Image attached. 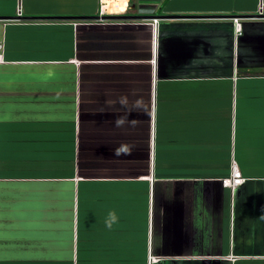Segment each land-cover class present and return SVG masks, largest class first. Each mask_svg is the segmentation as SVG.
I'll use <instances>...</instances> for the list:
<instances>
[{"label":"crops","instance_id":"obj_1","mask_svg":"<svg viewBox=\"0 0 264 264\" xmlns=\"http://www.w3.org/2000/svg\"><path fill=\"white\" fill-rule=\"evenodd\" d=\"M123 2L0 0L4 264H264V0Z\"/></svg>","mask_w":264,"mask_h":264},{"label":"clouds","instance_id":"obj_2","mask_svg":"<svg viewBox=\"0 0 264 264\" xmlns=\"http://www.w3.org/2000/svg\"><path fill=\"white\" fill-rule=\"evenodd\" d=\"M110 103H111V106H113V107H114L115 103H119L121 108L125 110L124 115L117 117V119L115 121L116 127H118V128L124 127V126L134 127L136 125L137 121L135 119L129 120L128 117L131 115V113L133 111H140L142 109L143 101L141 99H136L135 101L130 102L128 96L124 95V96L119 97L117 101L110 102ZM125 150L130 152L131 151L130 146L122 145V146L118 147L115 150V155L119 156V155L123 154L125 152ZM118 221H119V217H118L117 213L114 210L110 211L107 214V217L105 218V226L108 229H111L113 227V225L118 223Z\"/></svg>","mask_w":264,"mask_h":264},{"label":"rangeland","instance_id":"obj_3","mask_svg":"<svg viewBox=\"0 0 264 264\" xmlns=\"http://www.w3.org/2000/svg\"><path fill=\"white\" fill-rule=\"evenodd\" d=\"M10 76L4 75V74L2 75V73L0 72V87L6 79L11 78ZM12 217L13 216H11V210L8 211L6 208L3 207V203L0 198V264H4L5 260H7L8 257L14 255V254H8V251L5 252L4 246H3L4 243H8L4 241V237L5 238L8 237L7 239H9L12 236V239H14V235H13L14 232H11L13 229L10 223L15 218H12ZM15 255L18 256L20 254L17 253ZM15 255L14 257H16Z\"/></svg>","mask_w":264,"mask_h":264},{"label":"built area","instance_id":"obj_4","mask_svg":"<svg viewBox=\"0 0 264 264\" xmlns=\"http://www.w3.org/2000/svg\"><path fill=\"white\" fill-rule=\"evenodd\" d=\"M105 7V6H104ZM259 13L262 14L263 13V7L261 6L259 9ZM22 14V10L21 7L18 9V15L21 16ZM240 19L241 18H233V21L235 23V28L237 31V35H242L243 34V29H242V25L240 23ZM157 18H154L153 21L157 22ZM4 41L2 39H0V52L4 49ZM2 61V55L0 53V62ZM245 181V178L242 176L241 171L239 170L238 166L236 163L233 164L232 166V176L230 178H226L224 179V185L227 187H230L232 189L237 188L238 186L242 185ZM152 260V258H150Z\"/></svg>","mask_w":264,"mask_h":264},{"label":"bare ground","instance_id":"obj_5","mask_svg":"<svg viewBox=\"0 0 264 264\" xmlns=\"http://www.w3.org/2000/svg\"><path fill=\"white\" fill-rule=\"evenodd\" d=\"M122 2H123V0H122ZM111 4H112V2H110ZM123 4H125L124 2H123ZM120 3H116V5H114V7L113 8H117L118 9V7H120Z\"/></svg>","mask_w":264,"mask_h":264}]
</instances>
